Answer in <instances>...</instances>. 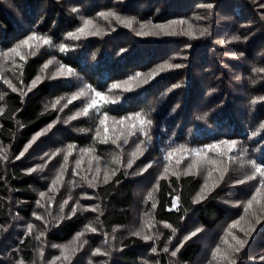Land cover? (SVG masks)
Returning a JSON list of instances; mask_svg holds the SVG:
<instances>
[{
  "label": "trees",
  "instance_id": "trees-1",
  "mask_svg": "<svg viewBox=\"0 0 264 264\" xmlns=\"http://www.w3.org/2000/svg\"><path fill=\"white\" fill-rule=\"evenodd\" d=\"M12 3L15 4L13 13L9 7ZM208 4L213 7H205ZM261 4H264V0H0V52H8V49L33 33L50 38L52 42L50 45L30 42L33 44L31 49H20L24 60L19 56L14 57L15 60L19 59L17 68L20 71L16 72H19L22 84L31 83L37 75L43 77L38 91L23 95L26 91L19 88L17 92L7 91L4 96V111L0 115V148H6L7 159H0V264H19L20 261L31 264L37 258L38 233H27L24 223L37 211L33 182L39 181V177L36 173L29 174L23 168L25 163L16 157L43 127L48 129L52 125L50 132L54 130V124L62 127L60 124L63 123L55 121L60 118L73 124L71 130L63 129L59 132L68 145H75L73 154L91 145L96 153L103 154L106 158V162H99L98 167L106 168L109 181L107 184L103 180L100 184L93 181L95 187L92 188L99 206V225L103 237L107 238L115 233L116 228L130 225L136 206L137 183L130 177V169L126 168L124 159L119 157L120 152L124 157L122 148L128 149L129 144H123L121 140L118 142L120 147H117L110 142V136L111 139L115 137L114 134L111 135L113 131L115 133L113 118L122 119L141 113L152 120V125L147 128V136L139 128H129L127 132H136L132 136L133 140L138 137L143 139L145 136L149 139L155 133L157 140L168 151L183 146L184 150L180 151L178 159L182 160L181 165L184 167L192 160L201 159L205 152L207 158L217 156L218 162L230 156L238 157L244 146L247 151L254 153L252 159L264 163V133H259L264 121V115L260 114L264 110V100H260L264 97V87L255 88L247 84L251 83V75L259 72L264 79V72L256 71L264 68V7ZM101 12H114L121 18H134L135 23L132 28H128L114 17L104 19L99 15ZM86 19L94 22L100 29L99 34H80L79 39L68 38V34L76 32ZM171 21L187 23L172 25L169 30H175V35H165L152 27L169 24ZM192 23L196 25L198 32L184 34V30L190 29ZM140 24L146 25L144 31L153 34L137 35ZM202 29H207L203 35L200 34ZM232 33L241 42L233 40L234 36H226ZM230 39L233 41L228 42ZM60 44L67 45L68 50L59 51ZM197 47L203 48L199 50L202 51V57L198 55L199 51L194 50ZM218 47L226 51L219 55ZM242 52L246 53L245 57L236 56ZM49 60L53 63L48 69L41 71ZM168 60H172L170 64L183 66L164 67L157 71L161 66L167 65ZM61 64L70 67L74 74L51 78ZM215 64V70L209 67ZM137 73L142 74L137 80L128 85L123 84ZM152 73L155 75L150 76ZM240 74H245V78L242 79L244 76ZM212 76L223 77V80L214 81ZM203 78L204 82L201 81ZM145 79H148V83H143ZM5 80L6 77L0 76L1 83L6 84ZM224 80L227 85L223 84ZM215 82H218V102L226 101L233 105L238 97L235 107H230L226 113L222 111L218 117L208 113L210 111L205 105L200 107V111H194L195 106L193 108L192 104H184L180 97L183 93L186 100L191 98L195 105L192 96L202 94L204 86ZM114 83L121 84V87L112 89ZM88 86L106 94L107 108L98 106V111L90 110L88 116L70 120L69 117L90 102L94 92L89 91L86 97H80L72 103L68 101L79 91L87 90ZM124 87L131 90L124 91ZM143 98L147 99L146 103L138 104ZM56 100H60V103L53 108ZM254 100L257 102L253 103ZM206 103L212 104V101L208 99ZM243 103L248 107L244 120L236 115ZM65 104L68 106L64 107ZM105 113L109 117V142L101 143L105 136V126L97 128L99 136L95 126ZM132 122L128 120V123ZM90 128L93 130L91 134ZM221 140L236 141L235 149L227 152V146L221 145L218 150H207L208 145L218 144ZM38 149L39 147L31 146L28 153L34 155ZM194 149L204 152L197 156L192 152ZM257 149L261 151L258 152ZM114 157H119L121 162L114 163ZM236 166L238 174L246 168L240 161ZM113 170L115 175H111ZM173 172L176 175H172ZM215 173H218V169ZM93 176L91 173L88 178L92 179ZM203 182L201 175L193 172L186 174L181 170H172L166 179L156 181L153 199L141 204L150 209L153 228H158L159 232V235H153L158 237V243L151 241L157 251L153 254L158 255L159 259L149 264L194 262L202 243L196 241L195 237L184 239L183 234L190 228L189 221L199 222L207 229H213L224 219L226 209L222 204L225 188L223 179L218 178V186L200 202H194ZM66 184L67 182L63 184L64 187H67ZM64 195L68 196V192H64ZM70 197L63 214L54 213L56 208L47 205L41 221L46 229L41 228V233L44 236L48 233V241L75 239L82 232L85 216L78 210L75 215L68 214L74 200V197ZM177 197L178 205L174 208L172 202ZM79 202L86 206L83 201ZM153 203L155 208L152 207ZM263 222L262 219L256 229ZM88 224L91 225L90 220ZM165 224H170L176 231L173 233L172 228L164 227ZM90 234L86 236V244L93 242L97 246L98 232ZM120 242L116 249L118 264H146L143 259L147 246L145 240L128 232ZM175 242L176 245H172ZM77 243V255H80L85 243L81 240ZM177 247L180 250L173 257L170 254ZM100 248L104 249L105 246ZM164 248L169 251L164 252ZM105 256L107 255L97 258L104 259Z\"/></svg>",
  "mask_w": 264,
  "mask_h": 264
},
{
  "label": "rangeland",
  "instance_id": "rangeland-1",
  "mask_svg": "<svg viewBox=\"0 0 264 264\" xmlns=\"http://www.w3.org/2000/svg\"><path fill=\"white\" fill-rule=\"evenodd\" d=\"M9 7L12 9V13H13V11L15 10V4L12 3L10 4ZM230 20H232V18H230ZM22 25L25 27L24 24ZM190 26L191 28L185 29L184 33L198 32L197 29L195 28L196 27L195 24L192 23L190 24ZM213 32L216 33L217 31H213ZM226 36L233 37L235 36V34L234 33L229 34V35L227 34ZM238 40L239 42H241L240 39ZM232 41L233 40L231 39L228 40V42H232ZM200 49H203V48L197 47L194 50L197 52ZM217 50L220 52L219 55L226 51L225 49L219 48V47L217 48ZM201 54H202V51H199L198 55L200 57H202ZM236 56L239 58H242L246 56V53L242 52V54H237ZM18 61L19 59L15 60L14 58L9 59V60H4L0 58V76L6 77L7 80L10 81L17 89L24 88V90L29 93L37 92L40 82L37 84L35 88H32L31 91H28V88L31 85V83L22 84L19 78V74H18L19 72H16V71H20V69L17 68ZM171 62L172 60H168L167 64H170ZM216 66L217 65L215 64V65H210L209 67L215 70ZM200 69H201V65H200ZM237 70L238 69H234V71H237ZM207 74L210 75L212 73H207ZM244 75H241V76H244ZM212 77L214 81L223 80V77L221 78H218V76H212ZM16 78H18V80ZM238 78H240L239 75H238ZM244 78L245 76L242 77V79ZM250 80H251V83H247V84H251L255 86V88L264 87V79L262 78L260 72L258 74L251 75ZM201 81L204 82V78ZM223 84L227 85L226 80L223 81ZM203 89L204 91L202 94H197V95L194 94L192 96L193 101L195 102V105L192 102L191 98L189 100H186V98L183 96V93L180 94V97L182 98V100H184V104H189V105L192 104L193 108L195 106L194 111H200L201 110L200 107L202 105H205L206 109L210 111L208 113L215 115V117H218V114L221 113L222 111L226 113L230 107H235L237 103L238 97L236 98V101L234 102L233 105H231V102H226V101L218 102V82L207 84L206 86H204ZM9 90H11V88H9L7 84H3L0 82V95H3V99L0 100V108H2V105L4 104V96L6 92ZM208 99L212 101V104L206 103ZM146 101L147 99L143 98L142 100L138 101V104L143 105V103H146ZM259 104H262V103H257V105ZM98 106L100 108H107V103L105 101L98 100ZM239 107L241 110L240 112L236 111V115L240 119L244 120L246 118L248 107H246V103L241 104ZM242 108H244L243 113H242ZM260 114L264 115V110H261ZM120 119L121 118L119 119L113 118L114 123L112 125L114 127L115 133L113 131L111 135L114 134V136L116 137L122 134L124 137H127L128 138L127 144H129V148L128 149L122 148L125 155L124 157L123 155L121 156L122 152H120L119 157H122L126 164L127 160L129 159V153H131V151L135 148V145L139 143L140 141L146 142L147 151L144 153L143 156H141L139 159L135 161V163L133 164V167L130 169V173H131L130 177H132V179H134L137 183L136 190H135L136 206H135V210L132 216L133 217L132 221L130 225L127 227L116 228L117 230L115 231V233L113 235H110L108 238L103 237V233L99 225L100 214L98 210L95 212L90 211V210H87V211L83 210V209H91V208L96 207L97 202H96L95 192L93 188L89 187L87 182L84 179H82V177L87 176V175H88L87 177H91V173L96 175L95 170L99 168L98 167L99 162H106V158L103 157V154H98L95 151L88 152V153L79 152L77 154L72 153V155L69 156L67 165L65 166L67 170L64 171L63 173V183L57 184L56 188L53 191H49V188L52 186V180L60 172L61 165L64 164L63 157L65 154H67V146H68L67 141L66 139H63L64 136L59 135V132L63 129L71 130V128L73 127V124H69L63 118H60L55 121H59L60 123H63V124H60L62 125V127L58 126L59 124H54L55 131L52 130V132H50L49 130L45 131V128H46L45 126L33 135V137H37V139L33 142V137H32L30 142H32V148L39 147L38 152L35 153L34 155H30L27 152L25 153L23 157H21L19 161L25 163V166L23 167L25 170L36 168L38 165L43 166V168L42 170H37L36 172L32 173V174L36 173L39 177V181L37 180L33 182L34 193L37 196L36 198L37 211L35 215H31L25 221L24 223L25 228H26L25 230L28 233L29 232L28 227H27L28 224L30 223L34 224V228L32 229L31 232L36 231L38 233V236H40L41 228L46 229V226L44 223L41 222L42 219L37 220L36 216L38 215L42 217L48 204L56 208L54 213L58 212L60 214H63L67 205L64 206L63 210H61V205L64 203L65 200H68V203H69V198H71L70 196H72L74 197V200H73L72 206L70 207L68 211V214L71 215L72 214L71 209L73 207H76L77 210L85 216V224L82 230V232H84V235L80 237V240L84 242L86 241L87 234L88 233L92 234V232L85 231L86 226L89 225L88 220H90L91 226L97 229L96 232H98L99 236L96 239L97 241H99V244L97 246H95L96 243L93 244V242L90 244H85L81 249V252H80L81 254L77 255L78 254V250H77L78 243L73 245V241L75 240L74 238L67 240V241H48L46 237V235L48 236V233H47L45 236L44 235L40 236L39 243L36 249L37 258L31 264H52V262L55 260V257L61 256V250L63 246H69V251L67 252V255L70 256V260L66 261L63 258H61V260L55 261V264H118V261L116 258V249H117L118 244L121 243L120 240H122V237L127 235L128 232L133 233L135 231L140 230L145 225L146 221L152 224V213H150V209L145 208L143 205L141 206V204H146L148 202L149 193L153 194L154 186L156 184V181L159 179L161 173L163 172L164 166L166 164L169 166V173L167 174V176H169L170 171L172 170H181L182 173H187V166L184 167L183 165H181V163L177 165L173 161L174 159H178L180 152H177L171 161L165 160L164 157L167 155V153L170 150L168 151L163 146V144L157 140L158 136H156L155 133L152 135V137H150L151 138L150 142H148L149 139L146 136L143 137V139L138 137L136 140H133L132 136L128 135L127 129L130 128L131 124L137 123V122L133 121L132 123H128V120H126L123 125H120L116 122V121H119ZM262 124H264V121L262 122ZM97 128H101V125L99 122L96 123L95 130ZM136 128H139L138 123H137ZM92 132L93 130L90 128V134ZM261 132L264 133V128L260 127L259 133ZM38 133H43V135L37 136ZM42 137L44 138L42 140H39ZM49 137L51 138V140H48ZM111 140L112 139L110 136V142ZM121 140H122V143L124 144L123 139ZM121 140H119L118 142H120ZM256 142H261V141H256ZM245 144H247V142H245ZM50 145L51 147L49 148ZM0 149H4L6 153L5 147H2ZM82 149H93V147L89 145L87 148L83 147ZM58 150H64V151L59 152L58 155H54L58 152ZM102 151L104 150L102 149ZM240 151L241 153H238V157L232 156L236 158L235 162L230 161L229 157L222 159L221 161L218 162V157L212 156L210 158L213 159L215 157L217 164L215 165L205 164L203 167H200L198 169L194 168L191 171L203 177L204 182L202 185H204L207 180L209 186L211 187L212 184L218 183V178H220L221 171L227 168V171L224 173V177H223V184L225 188L222 194V204L224 205L226 210H225L224 219L213 229H207V227H204L199 222L189 221L190 228L183 234L184 235L183 237L185 239L186 237H189L191 233L194 232L196 229H201V231H199L195 236H191L190 239L195 237L196 241H199L202 243V248L200 252L198 253L194 262H190V263L184 262L182 264H228V261L222 260L219 255L214 259L212 254L217 247H220L223 252L224 250L228 249V245L238 246V245H235V241L232 240V235H235L239 237L240 239H247L248 241L245 247L239 253H234L232 255L231 258L235 259L236 264H244V263L247 264L248 262L264 264V259H261L262 257H264V228H263L264 222L263 224L259 225L258 229H256L258 224L255 223V219L252 217L251 211L248 214H245L243 203H242V202H246L248 199L251 198V195L253 194L258 182L249 181L244 184L237 183V181L244 179L245 176L250 173L251 169L249 166L245 164L246 168L242 169L241 172L238 174L239 169L237 168L236 165H238L239 161L241 163H244L245 161L252 159L254 157V153L251 151H247L245 146L242 147ZM257 151L259 152L261 150L257 149ZM93 156L99 157V160L93 159ZM259 157H261V159L263 158V156H259ZM78 159H82V164L79 169H76L75 162ZM148 164H151L152 167L149 168L145 172H141V169H143ZM74 169L78 171L79 173L78 175L73 174ZM99 169H100L101 174L99 175L98 180H95V184L97 183V181H98L97 184H100V182H102L101 180L104 179V172L106 168L100 167ZM216 169H218V173H215ZM209 170H212V176L210 178L207 175ZM47 179H50V180H47ZM66 182H67L66 184L67 187H64L63 184ZM41 192L46 193L43 199H41L40 197ZM64 192H68V196H65ZM209 192H207L206 195ZM200 193L201 191L199 192V194ZM86 196L91 197V198L90 199L84 198ZM79 200L83 201V203L86 206L81 204ZM37 201H40V204H42L43 207L38 206ZM254 209L256 211L257 216L260 217V221H262V219L264 221V218H262V215H264V212H261L259 209V206L257 205H254ZM241 217H244V219L241 220ZM238 220L241 221L240 224L236 228H230V226ZM249 224L254 226L255 230L251 232L250 236L245 237V233L241 231V229L247 230L249 228ZM229 232H231L232 235H229ZM157 233H159L158 228L154 229L153 227H151V229H149L148 227H144V231H143L144 235H152V236L155 234L159 235ZM152 240L158 243V239L156 237H153ZM152 240L146 241L147 246L145 248V254L143 257L146 264L155 263L159 259L158 255L153 254V253H156L157 251L155 252L152 251V249L155 248L153 247V245H151ZM225 240L228 241V244L224 243ZM101 241H103V243H101ZM251 243L252 245L249 246ZM172 245L175 246L176 242L173 243ZM101 246L102 247L105 246V248L102 249L100 248ZM73 247L76 248L75 252L71 250ZM96 249H100L101 252L108 253V255L105 256L104 259H98L97 257L101 255H93V252ZM21 262L22 264H28V262H25V261H20L19 264H21Z\"/></svg>",
  "mask_w": 264,
  "mask_h": 264
},
{
  "label": "snow or ice",
  "instance_id": "snow-or-ice-1",
  "mask_svg": "<svg viewBox=\"0 0 264 264\" xmlns=\"http://www.w3.org/2000/svg\"><path fill=\"white\" fill-rule=\"evenodd\" d=\"M205 7L211 9L213 6L211 4H208ZM261 7H264V4H262ZM73 11H76V9H73ZM99 15L101 17H103L104 19H107L108 17H114L119 23L123 24L125 27H128V28H132L133 24L135 23V19L134 18H121L119 15H117L114 12H107V13L101 12ZM185 23H187V22L186 21H171V22H169V24L153 25L152 27L155 28V29H159L165 35H175V34H177L175 30H171V31L169 30L171 28V26L172 25H182V24H185ZM139 27H140V31H138L136 33L137 35H151V34H153L151 32L144 31L146 25L140 24ZM189 28H191V26H189ZM90 29H95V30H90ZM206 31H207V29H202L200 31V34L203 35ZM99 32H100V29H98L96 27L94 22L92 20H90V19H86V20H84L82 27L77 29L76 32L68 34V38H70V39H79L80 38V34H84V35H98ZM184 34H190V33H184ZM232 39L233 40H237V39H239V37H235L234 36ZM33 41L39 42V44H41V45H50L52 43L50 38L43 37V36H38L35 33H33V34L29 35L26 39L20 41L15 47L10 49L8 52H0V58H2L4 60H9V59H13L15 56H19L21 60H24L25 57L21 54L20 49L22 47H27V48L31 49L33 47V44L30 43V42H33ZM67 50H68L67 45H65V44H60L59 45V51L66 52ZM52 63H53V61L49 60L47 63H45L43 65V68L41 69V71H44L45 69H48L49 65H51ZM182 66L183 65H180V64H167V65L161 66V69H158L157 71L162 70L164 67H167V68H180ZM256 71L264 72V69H257ZM73 74H74V72H73V70L70 67L61 64V65H59L56 73L51 78H56L57 76H71ZM141 75L142 74L137 73L136 76L129 78L128 81H124L123 84L124 85H128L131 81L137 80ZM154 75H155V73L150 74V76H154ZM42 80H43V77L40 76V75H37L35 77V79L31 82V85L29 86L28 91H31L32 88H35L37 86V84L39 82H41ZM4 83H6L8 85V87L11 88V90L13 92H17L18 91V89L10 81L5 80ZM143 83H148V79H145L143 81ZM111 87H112V89H117V88L121 87V84L114 83ZM130 90H131V88L124 87V91H130ZM89 91L94 92V95L92 96L90 102L87 103L85 105V107H83L82 110L76 112L73 116L69 117L70 120H75V119H77L80 116H88L90 110H97L98 111L99 110L98 109V100L107 102L108 97L106 96L105 93L92 90L90 88V86H88L87 90H81L78 93H76L75 95H73L71 97V99L68 101V103H72V101H74V100H76V99H78L80 97H86L88 95ZM22 94L23 95H27V92H23ZM2 99H3V95H0V100H2ZM260 100H264V97H261ZM256 102H257L256 100L253 101V103H256ZM59 103H60V100H56L55 103L52 105V107L55 108L56 105L59 104ZM67 106H68L67 104L64 105V107H67ZM3 111H4L3 108H0V115L3 114ZM108 120H109V117H108V115L106 113L103 114L102 118L99 120L100 125L105 126L104 127L105 136L100 141L101 143H108L109 142V137L107 136V132H108L107 121ZM126 120L137 122L138 125H139V131L143 132L144 135H146V136L148 135L147 128L152 125V120L147 119L141 113H136L134 116L125 117V118H122V119H120L119 121H116V122L118 124H120V125H123ZM137 123L131 124L130 128L131 129H136ZM51 127H52V125H49L48 129H45V131L50 130ZM261 128H264V124L261 125ZM40 135H43V133H38L37 134V136H40ZM99 135H100V132H99V129H97V136H99ZM128 135L129 136L136 135V132L135 131H129ZM36 139H37V137H33V142ZM121 139H123L124 144L128 143V138L124 137L122 134L118 135L114 139H112L111 143L115 144L117 147H120V144L118 143V141L121 140ZM150 139L151 138L149 137V141L148 142H150ZM236 144H237V142L234 141V140H221V141H219L218 144L208 145L207 146V150L208 151L218 150L221 145H226L227 146V152H232L235 149ZM31 146H32V142H30L24 148V150L19 154V156L16 157V159L19 160L21 157H23L25 155V153H27L29 151V148H31ZM74 148H75V145H68L67 146V154H65L64 157H63L64 164L61 165L60 172L52 180V186L49 188V191H53L56 188L57 184H62L63 183V173H64V171L67 170L65 166L67 165L69 156L72 155V150ZM182 150H184L183 146H180V148H173L167 153V155L164 157V159L167 160V161H171L172 158L176 155V153L180 152ZM61 151H64V150H58V152L56 154H54V155H58L59 152H61ZM92 151H94V149H81V152H83V153H88V152H92ZM146 151H147V146H146V142L145 141H140L139 143H137L135 145V148L131 151V153H129V159L127 160L126 167L128 169H131L133 167V164L135 163V161L137 159H139L141 156H143ZM192 152H194L197 156H201V153L204 152V150H195L194 149V150H192ZM0 159H7L4 149H0ZM93 159L99 160V157H93ZM229 160L235 162L236 158L230 156ZM113 162L119 164L121 161H120L119 157H114L113 158ZM181 162H182L181 159H176V161H175V163L177 165H179ZM75 163H76V169H79L81 164H82V159L76 160ZM90 164H91V162H90ZM205 164L215 165V164H217V161L214 160V159H211V158H207V155H206V152H205L204 155L201 156V159L192 160L190 163L187 164V173L186 174H190L191 171L194 168L198 169L200 167H203ZM244 164L249 166L251 171H250V173L248 175L245 176L244 179L237 181V183L238 184H244V183L249 182V181H257L258 183H257V186L255 187V190H254L253 194L251 195V198L248 199L246 202H242L243 203V208H244L245 214H248L251 211V215L255 219V223L259 224L261 222L260 221V217L257 216L256 211L254 209V205L259 206L260 211L264 212V163H259V162H257V160L251 159V160L245 161ZM151 167H152V165L148 164L143 169H141V172H145ZM42 168H43V166L38 165L36 168L29 169L28 172L30 174V173L36 172L37 170H42ZM95 171H96V175H94L92 177V179H89L87 176L82 177V179H84L87 182L89 187H95V184H94L93 181L97 180L98 177H99L100 169L97 168ZM226 171H227V168H225V169H223V171H221V173H220V179L221 180L223 179L224 173ZM168 173H169V166L166 164L164 166L163 172L161 173L159 179H166ZM73 174L78 175L79 173H78V171H76L74 169ZM115 174H116V172H115V170H113L111 172V175H115ZM172 175H176V173L173 172ZM207 175L210 178L212 176V170H209ZM109 178L110 177H109L108 171L105 170L103 182L105 184H107L108 181H109ZM217 186H218V184L214 183L210 187L208 182H207V180H206L205 184L203 185V187L201 189V193L197 195V197H196L194 202H197V203L200 202L202 199L205 198V195H206L207 192L211 191L213 188H215ZM157 187H158V185H157ZM45 195H46V193L41 192L40 193L41 199H43L45 197ZM84 198L90 199L91 197H87L86 196ZM148 199L149 200L153 199L152 193H149ZM178 201H179L178 197L175 200H173L172 204H173L174 208L177 207ZM37 204H38V206L43 207V205L40 204V201H37ZM67 204H68V200H65L64 203L61 205V210H63L64 206L67 205ZM152 207L153 208L156 207L155 203L152 204ZM98 208H99V206L97 205L94 208L83 209V210H85V211L90 210V211H94L95 212V211L98 210ZM76 212H77V208L73 207L71 209V213L73 215H75ZM146 215H148V214H146ZM68 218H70V217H68ZM36 219L40 220V219H42V217L37 215ZM243 219H244V217H241V220H243ZM240 222H241L240 220L234 222L230 226V228H236L240 224ZM27 227H28L29 233H31L32 229L34 228V225L30 223V224H28ZM144 227H148L149 229H151V227H154V225H152L151 223L146 221L145 225L140 230L133 232L132 235L141 237L145 241L152 240L153 239L152 235H144L143 234ZM164 227L172 228V226L170 224H165ZM254 230H255V228L251 224H249V228L247 230L241 229V231H243L245 233V237L250 236L251 232L254 231ZM85 231L95 233L97 231V229L95 227H92L91 225H88V226H86ZM172 231L174 233L176 231V229L172 228ZM199 231H201V229H196L194 232L191 233V235L189 237H186L185 239L186 240L190 239L191 236H195ZM43 235H44V233H40V236H43ZM83 235H84V232L78 233L77 237L73 241V245H75L80 240V237L83 236ZM229 235H232L231 232H229ZM40 236H37V239H39ZM232 240H234L235 241V245H238V246L228 245V249L224 250L223 252H222V249L220 247H217L214 250L213 254H212L213 258L215 259L219 255L222 260L228 261V264H236L235 259L231 258L232 255L234 253H239L245 247V245L247 244L248 241H247V239H240L239 237H237L235 235H232ZM84 243L86 244L87 241H84ZM224 243L228 244V241L225 240ZM181 247H182V244H181ZM71 250L73 252H75L76 248L73 247ZM179 250H180V248L177 247L176 250L171 252V255L173 257H175L177 255V253L179 252ZM68 251H69V246H63V248L61 250V256L55 257V260L52 262V264H55V261L61 260V258H63L66 261L70 260V256L67 255ZM152 251L155 252L156 249L153 248ZM163 251L164 252H168L169 249L168 248H164ZM93 255H108V253H103V252L100 251V249H96L93 252ZM261 259H264V257H262ZM21 264H22V262H21Z\"/></svg>",
  "mask_w": 264,
  "mask_h": 264
}]
</instances>
